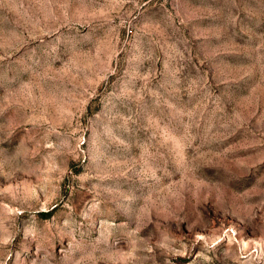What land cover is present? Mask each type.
<instances>
[{
	"label": "rangeland",
	"instance_id": "1",
	"mask_svg": "<svg viewBox=\"0 0 264 264\" xmlns=\"http://www.w3.org/2000/svg\"><path fill=\"white\" fill-rule=\"evenodd\" d=\"M0 264H264V0H0Z\"/></svg>",
	"mask_w": 264,
	"mask_h": 264
}]
</instances>
